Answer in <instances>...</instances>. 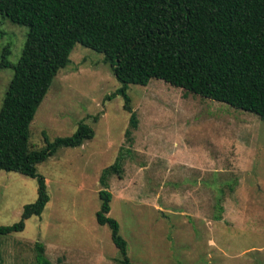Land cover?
Instances as JSON below:
<instances>
[{"label":"rangeland","instance_id":"obj_1","mask_svg":"<svg viewBox=\"0 0 264 264\" xmlns=\"http://www.w3.org/2000/svg\"><path fill=\"white\" fill-rule=\"evenodd\" d=\"M27 32L0 16V52L10 45V64ZM11 77L0 69V106ZM118 88L100 54L74 46L37 108L29 144L69 136L80 122L93 138L37 166L49 202L22 232L0 237V264H34L35 243L52 264H117L95 215L100 178L119 158L120 175L107 179L109 217L132 264H264V121L153 79L127 88L138 121L129 144ZM36 198L35 179L0 171V226L18 222Z\"/></svg>","mask_w":264,"mask_h":264},{"label":"trees","instance_id":"obj_2","mask_svg":"<svg viewBox=\"0 0 264 264\" xmlns=\"http://www.w3.org/2000/svg\"><path fill=\"white\" fill-rule=\"evenodd\" d=\"M0 16L28 29L15 65L8 61L9 44L0 52V69L12 70L0 106V171L37 183L36 200L23 207L18 222L0 226V237L22 232L25 221L40 217L49 202L37 166L93 138V130L80 122L69 136L50 141L43 134L44 146L29 144L37 108L77 44L100 54L120 83L113 96H122L129 113V144L138 121L127 88L153 79L264 121V0H0ZM121 170L119 158L103 172L95 220L108 227L117 264H132L119 224L109 217L107 179ZM34 249V264H52L42 244Z\"/></svg>","mask_w":264,"mask_h":264}]
</instances>
